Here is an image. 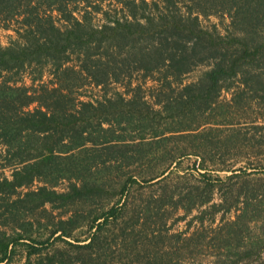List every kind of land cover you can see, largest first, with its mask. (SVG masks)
I'll return each instance as SVG.
<instances>
[{"label":"trees","instance_id":"obj_1","mask_svg":"<svg viewBox=\"0 0 264 264\" xmlns=\"http://www.w3.org/2000/svg\"><path fill=\"white\" fill-rule=\"evenodd\" d=\"M61 1L49 0V5L57 6ZM81 1L90 4L96 0ZM116 1L137 5L136 0ZM191 1L198 14L226 9L232 29L222 35L216 27H200L199 15H174L173 21L166 24L171 31L166 43L158 41V47L151 45L146 50L138 48L135 56L146 73L164 65L174 81H182V76L192 72L198 62L212 60L196 81L185 84L177 96L174 91L164 92L158 109L134 94L127 99L116 92V98L97 101L72 96L75 87L68 80L78 72L74 66L63 65L73 50L83 54L82 67L91 63L94 71L89 74L97 84L112 78V73L100 69L102 63L93 59L92 50L99 49L104 41L99 37L103 30L92 29L91 33L98 35L85 37L88 28L81 20L76 19L74 27L65 31L53 21L48 28L38 24V29L43 28L38 32L43 40L0 46V76L20 73L33 63H52L61 71L52 87L36 86L35 79L30 86L21 84V78L0 80V165L13 169L11 177H0V199L4 194L11 197L8 205L0 203L8 216L6 223H0V264H15L18 259L23 264H106L114 254L108 251L114 248L120 249L121 257L113 255L118 264H160L158 240L147 237L140 242L137 237L148 228L149 213L145 209L142 217L144 211L135 206L136 192L145 186H160L156 201L161 200L162 207L173 203L170 207L179 208L182 199L174 201L177 185L172 175L180 172L183 159L191 156L197 158L193 167L184 168L185 172L178 175L180 180L194 177L191 170L195 169L199 176L186 195H179L186 201V211L201 208L196 218L204 224L206 207L213 209V215L221 210H241L219 244L225 245L227 255L232 253L231 240L241 241L238 232L244 219L262 216L264 188L259 187L264 184V177H256L260 184L248 190L252 194L244 193L243 187L251 176L259 172L264 175V0ZM109 29L115 31L113 37L121 40L134 31L143 36L152 31L140 21L128 20L118 21ZM109 64L106 67L110 68ZM171 77L163 85L171 88ZM128 85H132L131 81ZM136 89H142V84ZM225 92H230V97L224 96ZM100 146L111 154L118 153L122 162H127L123 166L126 170H122V164L107 165L109 159L103 157ZM130 147L135 154H127ZM208 149L219 154L216 162L220 165L210 167ZM228 157L236 161L228 165ZM98 158L108 170L96 167L94 161ZM244 160L246 163L239 170L234 168ZM253 160L261 163L255 165ZM128 161L137 164L133 171ZM211 170L229 174L222 177L218 173L213 178ZM106 171L108 175L102 176ZM234 179L239 184L231 183ZM64 180L70 181L71 187L60 192L56 188ZM37 183L42 185L33 188ZM218 186L229 189L216 201L215 194L223 189ZM20 188L28 190L22 192ZM252 198L258 200V209L262 208L255 216L248 215ZM48 204L64 208L61 214L66 217L55 220L46 209ZM37 209H43L46 216H38ZM238 224L241 228L235 229ZM260 229L262 235L252 240L248 248L250 257L247 259L239 250L235 254L240 256L234 262L253 264L262 257L264 223ZM123 257L127 258L125 262Z\"/></svg>","mask_w":264,"mask_h":264},{"label":"rangeland","instance_id":"obj_2","mask_svg":"<svg viewBox=\"0 0 264 264\" xmlns=\"http://www.w3.org/2000/svg\"><path fill=\"white\" fill-rule=\"evenodd\" d=\"M144 1L145 4H142L141 2H143V0H136L137 5L130 6L116 0H96L90 4L81 0H62L57 6H51L49 5V0H0V46L26 45V43H32L35 38L43 40L38 33L40 30L38 29V24H41L43 28H48L51 25V21H53L57 28L61 31H65L66 28L74 27L76 19L81 20L83 26L88 28L87 31H85V37L90 38L91 35H98V33L92 34V29L103 30V33L99 35V37L102 36L103 38H101L104 39V41L99 49L92 50V52H94L93 59L100 61L102 63L100 64L101 66L99 65L101 67L100 69H107L109 74L112 73L110 74L112 78L104 84H97L94 78L89 74L94 71L93 66L90 65L91 63H87L82 67L81 59H83V54L73 50V52H69V58L64 57L65 62L63 65V67L74 66V69H76L75 71L78 72H74L71 81L68 80V84H72L75 87L72 96L80 97V99L86 101H97L107 97L116 98V92L123 93L127 99L131 98L134 94L144 97V99L149 101L150 107L152 106L158 109L162 105L158 103L160 102L159 99L164 100V92L174 91V96H177L179 92L183 91L185 84L196 81L200 73L209 67L212 60L209 59L205 63L198 62L196 65L197 67L193 69L192 72L182 76V81H174L170 74L167 73L164 65H162L158 71L151 74L146 73L142 68V62H138L135 56V52H138V48L146 50V48H152L151 45L158 47V44H156L158 41L166 43V36L170 35L169 33L171 32L166 24L173 21L174 15H179V17L184 18L188 16L196 17V15H199L200 27L208 30L216 27L222 35L230 33L232 29L231 17L226 9L224 12L220 10V12L211 13L209 15H203L202 13L198 14L191 0ZM12 3L14 6H12ZM227 6L230 5L227 4L226 7ZM127 20L134 23L140 21L147 25L148 30L152 31L149 35L146 34L145 36L139 35L137 31H134V33H131L130 36L126 37L124 40L113 37L115 31L109 28L116 26L118 21L125 22ZM43 28L41 30H43ZM134 29L137 30L136 27ZM88 30H90V32H88ZM128 39L129 43L126 42ZM164 49L170 51L169 48ZM79 54L81 55L80 57ZM110 60H113L112 63H107V61L109 62ZM108 64L110 68L106 67ZM4 73L5 72L2 74ZM41 73L43 76L39 78L38 75ZM60 73L61 71H58V68L52 63H45L43 65L33 63L20 73L14 72L3 76L1 75L0 80L9 79V77L21 78V84L25 83L30 86L33 85V80L35 79L36 86L47 84L52 87L56 86L57 77ZM114 77L119 78V82L112 81L111 79H114ZM170 77L171 80L169 81H173L171 88H169L168 85H163L168 81L166 79ZM130 81L132 83L131 86L128 85ZM140 83L142 84V89H136ZM134 89H136V92ZM224 96L230 97V92H225ZM34 106L35 105H32V107ZM134 135H136V132ZM128 139H131L130 136H128ZM133 149L134 148L131 147L127 149V154L134 153ZM261 149H264V144ZM102 151L103 157L109 159L107 165L109 163H111V165L122 164V170H126L123 166H126L127 162H122V157L120 158L118 153L115 155L111 154L113 152L104 149V146L102 147ZM207 151L206 156L208 157V161H210L209 165L211 168H214V165L218 163L216 161H219V154L214 150L211 152L208 149ZM196 159L195 156L183 159V168L181 167L180 172H176L172 175V181L177 185V196L174 201H177L176 199H182L179 208L170 207L173 203L162 207V201H156L157 196L161 194L160 186L152 188L145 186V188H141L139 193L136 192L137 198L134 199L135 206H138V210L144 211L141 212L142 217H144L145 211L148 210L149 213L148 228L143 233L138 231L140 234L137 237L140 239V242H143L147 237L149 239L158 240L156 246L161 252V259H158V263L160 264L168 260L171 261V264H242L243 261L234 262L236 256H240L235 254V252L240 250L243 251V256L247 257V259L250 257L248 248L250 247L251 241L260 238L262 235L260 233V227L262 223H264V208L262 211V208L258 209L260 206H257L258 200L256 198L250 200L253 206L250 207L248 215L255 216V212L260 210L262 212L260 215L262 216L257 217V219L255 217L244 219L242 230L238 232L241 236V241L232 239V243L230 244L232 253L227 255L225 245L219 244L223 243V239L227 236L230 223L237 219L241 210L237 208L228 213H224V211L221 210L213 215L212 208L203 207L207 209V213L205 223L202 224L196 218L201 208L198 209L195 207L186 211L184 208V203H186V201L179 196L180 193L182 197L186 195L188 189L196 185L199 181V176H197L195 169L191 171L195 173L196 176H190L185 180H180L178 178V175L185 172L183 170L184 168L193 167ZM262 159L264 160V158ZM226 161L228 165H231L236 160L228 157ZM128 162L132 163L131 161ZM253 162L255 165L256 163H261L257 160H253ZM94 163L96 167L99 166L100 169L106 168L104 166L106 164L101 163L99 158L95 160ZM245 163L246 160L239 162L234 168L239 170ZM135 165L137 164L132 163L129 166L130 171L134 170ZM96 167H94V169H96ZM108 169L109 168H106L104 170ZM249 171L253 170L250 169ZM12 172V168H4L0 165V177H11ZM211 173L213 178H215V175H218V173L222 177L229 174V172H218L216 170H211ZM107 175L108 171L102 174L104 177ZM256 177H264V175L262 172H259L258 175L251 176L249 182H245L244 184V193L252 194V192L248 190L250 188L254 189L256 184H260ZM231 183L237 185L239 181L234 179ZM37 185H42V183L35 184L33 188L37 187ZM70 187L71 182L64 180L60 182L56 189L62 192L69 190ZM218 187H222L223 189H220L219 192L215 194L214 200L216 201H219L220 194L224 195L229 189V186ZM263 188L264 184L259 187L260 190H263ZM18 190L25 192L28 188H20ZM258 195L261 196V191ZM10 201L11 197L7 194L1 196L0 203L2 205H8ZM242 201L243 200H241L240 205L243 204ZM76 207L80 206L78 205ZM46 209L48 213L54 215L55 220L61 216L66 217V215L61 214L65 211L64 208H54L51 204H48ZM35 213L38 216H46V212L43 209H37ZM7 217L5 206H2L0 208V223H6V221H8ZM213 217L214 220H212ZM142 221L144 222V220ZM234 228H241V226L238 224L234 226ZM112 251H114L113 255L115 257H121V255H118V253L120 254V249L114 248L110 249L108 252L112 253ZM113 255L109 256L110 260H108L106 264H118V262L114 260ZM123 259L125 262L127 258L123 257ZM148 262L150 263L151 260L148 259ZM15 264H23V260L18 259ZM253 264H264V254L258 262Z\"/></svg>","mask_w":264,"mask_h":264}]
</instances>
